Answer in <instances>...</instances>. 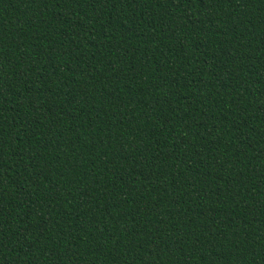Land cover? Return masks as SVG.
Listing matches in <instances>:
<instances>
[{"label": "trees", "instance_id": "obj_1", "mask_svg": "<svg viewBox=\"0 0 264 264\" xmlns=\"http://www.w3.org/2000/svg\"><path fill=\"white\" fill-rule=\"evenodd\" d=\"M0 264H264V0H0Z\"/></svg>", "mask_w": 264, "mask_h": 264}]
</instances>
